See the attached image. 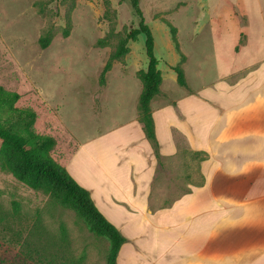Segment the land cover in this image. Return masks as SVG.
Returning a JSON list of instances; mask_svg holds the SVG:
<instances>
[{
	"label": "rangeland",
	"instance_id": "1",
	"mask_svg": "<svg viewBox=\"0 0 264 264\" xmlns=\"http://www.w3.org/2000/svg\"><path fill=\"white\" fill-rule=\"evenodd\" d=\"M104 1L75 0L70 35L64 37L69 0H0V86L20 94L17 106L36 112V133L55 139L50 155L65 166L78 143L100 141L137 120L138 72L148 63L145 36L129 43L130 53L113 63L102 85L99 76L109 55L139 23L129 0H109L110 18L104 16ZM140 6L163 75L159 100L184 91L170 68L180 56L163 20L177 27L192 90L212 87L219 78L234 79L264 63V0H140ZM48 30L51 43L42 49L39 39ZM103 38L106 44L99 46ZM181 151L177 160H160L154 207L186 191L185 180L203 181L201 156L183 146ZM83 155L71 170L75 177L70 174L93 188V149ZM108 250L109 241L91 232L74 211L0 170V264H107Z\"/></svg>",
	"mask_w": 264,
	"mask_h": 264
},
{
	"label": "crops",
	"instance_id": "2",
	"mask_svg": "<svg viewBox=\"0 0 264 264\" xmlns=\"http://www.w3.org/2000/svg\"><path fill=\"white\" fill-rule=\"evenodd\" d=\"M214 82L151 102L160 160L182 146L201 156L203 181L185 180L169 203L153 206L160 161L136 119L78 143L66 163L70 174L93 149L89 179L106 188L70 175L128 239L118 264H264V63Z\"/></svg>",
	"mask_w": 264,
	"mask_h": 264
},
{
	"label": "trees",
	"instance_id": "3",
	"mask_svg": "<svg viewBox=\"0 0 264 264\" xmlns=\"http://www.w3.org/2000/svg\"><path fill=\"white\" fill-rule=\"evenodd\" d=\"M69 1L66 24L62 28L64 37L70 35L71 10L75 0ZM129 1L139 19L138 26L119 39L103 67L99 82L102 85L105 84L106 74L112 69L113 63L123 60L131 51L129 43L136 42L143 34L148 63L145 70L138 72L142 90L138 99L137 120L142 124L144 134L160 161L151 102L162 92L163 75L155 54L154 34L145 21L140 0ZM104 7V16L110 18L111 3L109 0L104 1ZM163 21L170 30L172 42L180 56L178 64L170 68L176 73L178 85L187 89L189 84L183 68L186 56L180 48L177 27L166 20ZM51 39L52 31L48 30L39 39L40 47L47 48ZM97 44L104 46L106 39H100ZM20 97L18 92L8 91L0 86V170L11 174L16 180L35 191L49 194L63 207L74 211L87 224L91 232L109 241L107 264H118V254L128 239L96 207L89 190L82 187L69 174L65 165L56 162L51 157L50 150L55 145V139L49 135L42 136L36 133V112L32 108L17 106Z\"/></svg>",
	"mask_w": 264,
	"mask_h": 264
}]
</instances>
